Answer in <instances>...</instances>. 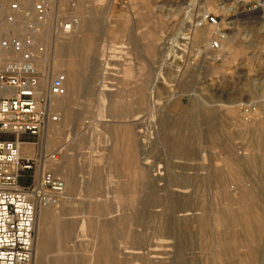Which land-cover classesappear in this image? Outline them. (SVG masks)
Returning a JSON list of instances; mask_svg holds the SVG:
<instances>
[{
	"label": "rangeland",
	"instance_id": "obj_1",
	"mask_svg": "<svg viewBox=\"0 0 264 264\" xmlns=\"http://www.w3.org/2000/svg\"><path fill=\"white\" fill-rule=\"evenodd\" d=\"M40 1L0 0V70L30 39L67 76L33 264H264V0Z\"/></svg>",
	"mask_w": 264,
	"mask_h": 264
},
{
	"label": "built area",
	"instance_id": "obj_2",
	"mask_svg": "<svg viewBox=\"0 0 264 264\" xmlns=\"http://www.w3.org/2000/svg\"><path fill=\"white\" fill-rule=\"evenodd\" d=\"M127 1V0H125ZM13 12H21L19 3ZM48 17L46 2L35 6L36 20ZM204 19V21H202ZM208 22L221 32L218 15L205 12L193 19L197 26ZM73 21L61 24L70 31ZM222 40L211 42L213 52L222 50ZM30 39H8L4 46L21 54L6 62L0 70V264H33L35 258L36 223L38 212L49 201H57L66 193L65 179L54 173L52 164L60 162L62 149H55L33 158H24L21 142L5 135L39 136L50 124L61 119L53 111L52 98L67 93L66 74H57L44 90L41 72L36 66ZM27 178L29 183L23 184Z\"/></svg>",
	"mask_w": 264,
	"mask_h": 264
},
{
	"label": "crops",
	"instance_id": "obj_3",
	"mask_svg": "<svg viewBox=\"0 0 264 264\" xmlns=\"http://www.w3.org/2000/svg\"><path fill=\"white\" fill-rule=\"evenodd\" d=\"M41 135V134H40ZM33 136L30 134H22L20 137H17L15 135H5L7 138L10 139H18L22 143L21 144V153L24 158H33L36 156H39L41 154H44L46 152H50V150H47L44 147V142H42L41 136ZM23 184L29 183V180L27 178L22 179Z\"/></svg>",
	"mask_w": 264,
	"mask_h": 264
},
{
	"label": "bare ground",
	"instance_id": "obj_4",
	"mask_svg": "<svg viewBox=\"0 0 264 264\" xmlns=\"http://www.w3.org/2000/svg\"><path fill=\"white\" fill-rule=\"evenodd\" d=\"M206 1H207V0H206ZM263 5H264V3H263ZM262 11H263V14H264V10H263V9H262ZM206 12H207V10H206ZM202 21H204V19H202ZM196 25H197V24H196ZM196 25H194V26H196ZM60 33H61V32H60ZM66 33H67V31H63V30H62V34H66ZM69 33H70V32H69ZM16 53H17V54H20V53H18V52H16ZM51 55H52V54H51ZM58 61H59V60H57V57L55 56V58H54L53 61L51 62V65H50V64H47V63L44 62V61H40V64L38 65V64L36 63V66H37L38 69H39V68L42 69V68H44V66L49 65V66L51 67V69H52V70L50 71V75H52V74L55 73L54 71L57 69V67L60 66L59 63H58ZM46 64H47V65H46ZM44 70H45V69H44ZM46 73H47V72H46ZM67 73H68V72H67ZM43 76H44V75H43ZM43 80H44V78L42 77V78H41V85L44 83ZM49 83H50V82H49ZM42 86H43V85H42ZM55 97H56V96H55ZM53 98H54V97H53ZM53 98H52V99H53ZM55 101H56V103H61V104H62V103L65 102V99H63V98L60 99V98H57V97H56V98L53 99V103H55ZM47 135H48V136H47ZM47 135H46V137H47V140H48V139H49V135H50V130H48V129H47ZM48 143H49V142L47 141V145H48ZM45 147H46V146H45ZM46 148H47V147H46ZM49 203H50V204H52V203H56V201L51 200V201H49L47 204H49ZM38 213H39V214H38V215H39V220H40V223H41V222L43 221V219H44L43 209H41ZM36 225H37V223H36ZM39 225H40V224H39ZM39 225H38V226H39ZM36 241H37V240L35 239V244H36ZM35 251H36V250H35ZM36 253H37V252H35V256H36Z\"/></svg>",
	"mask_w": 264,
	"mask_h": 264
}]
</instances>
